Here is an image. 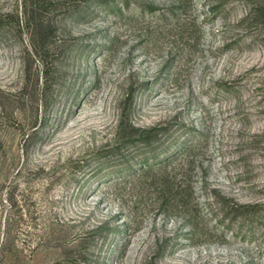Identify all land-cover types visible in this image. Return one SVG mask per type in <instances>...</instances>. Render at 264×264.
I'll return each mask as SVG.
<instances>
[{
    "label": "rangeland",
    "instance_id": "rangeland-1",
    "mask_svg": "<svg viewBox=\"0 0 264 264\" xmlns=\"http://www.w3.org/2000/svg\"><path fill=\"white\" fill-rule=\"evenodd\" d=\"M263 7L0 0V264H264Z\"/></svg>",
    "mask_w": 264,
    "mask_h": 264
},
{
    "label": "trees",
    "instance_id": "trees-1",
    "mask_svg": "<svg viewBox=\"0 0 264 264\" xmlns=\"http://www.w3.org/2000/svg\"><path fill=\"white\" fill-rule=\"evenodd\" d=\"M263 8H264V7H263ZM136 133H137V132H136ZM136 133H135V134H136ZM143 135H144V134H142V133H141V134H138V135H137V138H138V137L141 138ZM151 135H152V134H151ZM143 138H146V137L143 136ZM245 212H247V213H252L253 210H245ZM1 251H2V250H1Z\"/></svg>",
    "mask_w": 264,
    "mask_h": 264
}]
</instances>
